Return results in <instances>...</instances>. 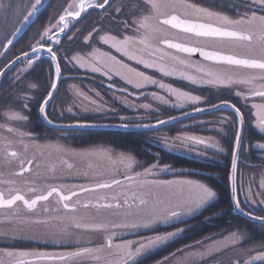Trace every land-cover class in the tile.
Returning a JSON list of instances; mask_svg holds the SVG:
<instances>
[{"label": "flooded vegetation", "instance_id": "1", "mask_svg": "<svg viewBox=\"0 0 264 264\" xmlns=\"http://www.w3.org/2000/svg\"><path fill=\"white\" fill-rule=\"evenodd\" d=\"M71 0H50L47 8L38 16L36 21L30 26H26L19 32H15V28L19 27L22 22L21 18L26 11H18L14 15L11 13L4 19H0V71H3L9 66L12 61L18 60L19 62L14 65L9 72H7L0 82V125H7L11 127L19 128L21 132L29 133L28 136H24L22 139L24 144L28 145L27 151H25L23 145L19 143L21 137L14 133H9L5 128H0V172L4 175L0 177H11L17 179H27L30 186H21L27 198L31 199L34 195L40 194L28 192V188L35 187L32 185L33 181H45L47 186H62V185H85L94 186L97 183L110 182L102 177L103 173L113 172V163L109 159L107 153H97L92 151L97 147L103 146H91L85 148L71 147L66 143V137L73 134L76 131H59L49 129L41 119L39 112L40 102L44 98L50 85L54 80L55 65L47 52L48 47H52L53 51L59 59L61 67V80L57 89V93L47 109L48 119L56 124H145L143 121L169 119L177 116V114H184L196 108H210L213 105H217L221 102H228L235 105L241 110V113L245 117V134H248L254 138V136L260 135L264 137L259 128L256 126L258 123V117L256 113L258 109L253 108V104L264 103L260 97L249 96L248 99H244L243 96H238L237 92H242L245 95L248 94L247 85L232 84L230 86H212L208 84L196 83L193 84L187 80L180 79L178 76H165L155 68H145L143 64L136 63L135 60H129L121 53L117 52L115 48H112L110 44L105 45L98 39L100 35L108 34L115 35L118 39H122L124 35H134V16L130 15V11H134L139 7L145 9V0H113L110 2L112 5L108 8V12L104 10L94 9L85 15L77 23H69V27L65 30V33L60 37V43L54 44L46 37L41 39V34L50 23L56 22L55 13L60 15L64 12L67 5ZM192 3L199 4L203 7H213L217 10L219 4L236 5L234 12L225 13L226 15L236 18L238 15L237 9L240 12L245 11L246 0H190ZM211 3V4H210ZM12 5V4H11ZM10 5V6H11ZM128 5L130 7H125ZM121 8L119 13L115 12V8ZM139 8V9H140ZM218 11V10H217ZM258 14H264L258 11ZM127 21L130 27L124 26V21ZM16 23V24H14ZM79 29V30H77ZM93 29H98V32H93L91 39L86 43L85 36ZM175 31V30H169ZM57 33L54 28L50 35ZM181 37L184 34H179ZM69 37H72L69 39ZM12 40V44H8V40ZM39 41L40 51L39 53L32 52V46ZM99 48L102 52H108L110 55L115 56L117 59L122 60L130 67L136 68L139 71L144 72L146 75L153 77L154 79L164 83L165 85H171L172 87L179 88L183 91L189 92L192 95L199 96L201 98L199 103H186L183 107L177 106L175 97L170 95L167 89H161L156 85H148L143 89H136L130 84H126L120 76L112 73L111 78L104 75L102 72H94L91 70L89 63L92 60L93 51ZM217 51L229 54L231 49L227 47L217 48ZM174 53V50H167ZM27 52L28 57H25L23 53ZM182 58L189 59L194 64H201L213 71L225 70L238 72L241 76L248 75L250 70L229 68L227 65L215 64L211 61H204L203 59L191 56L188 57L185 53H175ZM39 56L37 59L36 57ZM73 56L82 57L81 61L85 66H81L71 58ZM20 57V59H17ZM25 57L24 59H22ZM32 59V66L26 71L24 70L28 65L29 59ZM148 59V57H145ZM22 59V60H21ZM154 59V57L152 58ZM178 68L180 66H177ZM198 78L202 75L196 73L194 69L187 70ZM19 74L20 79H15ZM260 83V82H257ZM30 84H35L36 88H29ZM121 89H126L121 91ZM157 93L159 96L165 97L172 101L170 104H163L159 100L152 99L151 93ZM30 95L31 99L28 101V108H23V100L19 99L21 95ZM94 102V103H93ZM148 103L151 105V109H144L141 105ZM20 111L23 115L27 116L26 121H12L5 115L9 109ZM174 112H178L176 115ZM250 112V113H249ZM172 114V115H171ZM174 114V115H173ZM126 118V119H122ZM203 119L196 122H189L188 125H192V132H188L184 137H197L206 141L205 144H196L192 141L184 143L187 149L197 148L205 156H209L211 152H219L222 149L223 138H219L218 142L214 138L220 135H226L225 126L232 123L236 116L230 111H220L213 114L204 115ZM252 119V123L247 125V120ZM111 120L119 121L111 123ZM80 121V122H72ZM90 121V122H89ZM93 121V122H91ZM156 121V122H157ZM249 127V128H248ZM53 130L56 133L49 132ZM88 132V131H82ZM215 133V135H213ZM54 135V136H53ZM7 136L13 140L11 145L12 150L19 151L22 154V158H33L34 163L32 165L31 172L17 177L11 176L8 173L11 171H18L19 166L16 161H12L11 164H4V142L3 138ZM52 136V138H50ZM264 143L263 141H252L250 148L254 150L249 155V159L245 160L239 165V178H238V193L241 201V206L247 212H252L256 216H264V187H261V182L264 181V149L257 148L256 145ZM220 144V145H219ZM37 145L39 147H37ZM49 145H59L62 148L68 150V152H58ZM212 145H216L213 147ZM107 148V147H105ZM97 150V149H96ZM112 150V149H110ZM70 152H92L94 155L82 157L70 155ZM2 155V156H1ZM3 157V158H1ZM107 157V158H105ZM80 159V163L77 159ZM64 161L72 164V168H68ZM110 164L108 170L100 169L103 166L98 163ZM126 168V167H125ZM119 170V169H117ZM124 171V170H121ZM120 171V172H121ZM119 173V172H118ZM99 176H101L99 178ZM163 179L159 181V179ZM171 178L150 176L142 178L138 176L136 182L138 183V189L152 188L153 192L149 195L142 196L147 203L143 206L139 205V199L132 201L129 199V203L133 204V209L127 207L119 210L112 209H94V208H80L75 215L86 217L87 220L93 223L99 216L109 217L117 216L120 218H132L131 222H146L153 216H160L166 213L167 209L176 208L180 205L187 203L179 202L182 197L176 196V192L183 191L184 182L174 181ZM112 181V180H111ZM129 181V180H128ZM147 181L148 183H144ZM191 181V180H188ZM167 182V183H166ZM112 189H103L98 193L88 194L85 193L80 197H74L73 201L80 199L82 202L86 199H95L97 195L109 196L114 193ZM0 189L1 185H0ZM250 189V191H249ZM48 190L45 187L46 192ZM67 192L68 189H62ZM74 190H79L76 188ZM170 192V193H169ZM164 193V194H162ZM116 194V193H115ZM96 195V196H95ZM57 197L53 195L47 202H41L37 211L46 212L45 208H48L47 213L61 215L64 213L61 205L57 204ZM124 200V199H123ZM154 200V201H153ZM255 201V203H253ZM19 204V202H18ZM50 205L52 207H50ZM48 206V207H44ZM60 211L57 212L56 209ZM20 210L25 214L31 215L34 212H28L20 206ZM200 210V209H199ZM9 211V210H0ZM131 211L133 215L125 216L124 213ZM199 211H194L191 215H181L178 219H169L167 222L158 220L153 225L161 226H173L182 225L184 222L188 223L193 219ZM140 215L142 218L137 220ZM139 216V217H140ZM129 222V223H131ZM260 228H264L259 226ZM145 229V227H142ZM178 229H182V226L173 230L171 233H176ZM264 232L261 229H258ZM178 234H181L179 232ZM37 244V247H32L31 243L27 247H18L13 251L23 250L29 252H63L64 245L59 243H52L46 241H33ZM169 242V241H168ZM39 246V247H38ZM52 246V247H51ZM61 247V248H60ZM58 248V249H57ZM190 246H187L188 250ZM184 249V250H185ZM183 253V252H182ZM177 254V253H176ZM184 254V253H183ZM50 259H57L53 255H49ZM217 256V255H216ZM165 257L159 258L163 259ZM34 259V258H29ZM170 259V257L165 258ZM173 259V258H171ZM38 262H41L40 260Z\"/></svg>", "mask_w": 264, "mask_h": 264}, {"label": "snow or ice", "instance_id": "2", "mask_svg": "<svg viewBox=\"0 0 264 264\" xmlns=\"http://www.w3.org/2000/svg\"><path fill=\"white\" fill-rule=\"evenodd\" d=\"M110 0H71L67 5L64 12L59 16L55 23H50L41 34V39L47 38L49 41L59 44V33L65 32L69 27L71 17L73 20H79L82 13H87L88 9H101L105 13L108 12V8L111 7ZM40 7H43L42 0H34L29 6L26 14L21 18L22 22L19 27L15 28V32H19L25 27L26 24H30L33 21L31 17L35 16ZM125 7H130L125 5ZM5 8V3L0 0V9ZM121 8H115V12L119 13ZM264 0H246L245 11L240 12L237 9L238 15L236 18H232L226 15L222 11H217L213 7H203L199 4L192 3L190 0H145V9H136L130 11V15L134 16L133 19V31L134 35H124L122 39H118L115 35H100L98 39L103 44H110L112 48H115L117 52L127 57L129 60H135L138 64H143L145 68H155L165 76H178L180 79L187 80L193 84L202 83L212 86H230L232 84H243L248 87V94L245 95L242 92H237L238 96H243L244 99H248L249 96L260 97L264 100ZM125 27H130L128 22L124 21ZM57 30L55 36L50 35L53 29ZM79 30V29H77ZM169 30H175L169 31ZM93 32H98V29H93L85 36V42L87 43ZM184 34L182 37L179 34ZM72 37H69L71 39ZM8 44H12V40H8ZM227 47L231 49L229 54L217 51L215 49ZM174 50L173 52L167 50ZM33 53H39L40 46L39 41L32 46ZM47 52L55 63L54 80L50 85V89L47 95L42 98L40 102L39 112L41 116L51 124L52 121L48 120L46 107L49 102L53 100L54 93L57 92L58 82L61 80V67L56 52L52 47L47 48ZM175 53H185L188 57H191L195 53L203 58L204 61H211L219 65H227L229 68L250 70L248 75L241 76L238 72L217 70L213 71L201 64H194L189 59L182 58ZM24 56H28V53H23ZM92 55V60L89 66L94 72H102L104 75L111 78L112 73L120 76L126 84L132 85L136 89H143L148 85H156L161 89H167L170 95L175 97L177 106L183 107L186 103H199L201 98L199 96L192 95L189 92L183 91L179 88L172 87L171 85H165L153 77L146 75L144 72L137 70L125 64L122 60L117 59L115 56L110 55L108 52H102L99 48H96ZM145 57H148L146 59ZM154 57V59H152ZM37 59L39 56L36 57ZM20 59V57H17ZM81 66H85L81 61L82 57L73 56L71 58ZM14 64L15 61H12ZM32 66V59H29L28 65L24 69L25 71ZM177 66H180L179 68ZM10 67V66H9ZM194 69L196 73L202 74L199 78L187 71ZM4 71H0V77L4 76ZM15 79H20L19 74ZM260 82V83H257ZM29 88H36L35 84H30ZM126 89H121L125 91ZM152 99L159 100L163 104L172 103L171 100L159 96L157 93H151ZM23 100V108H28V101L31 99L30 95H21L18 97ZM94 103V102H93ZM227 104V102H224ZM231 107L238 117L235 122V139L232 156V183L233 191L236 190V173L237 164L239 161L240 149L244 146L242 136L244 134L245 117L241 113V110L235 105H228ZM144 109H151V105L145 103L141 105ZM213 107H218L213 105ZM253 108L258 109L256 116L258 117L257 127L264 133V103L253 104ZM201 108H196V111H202ZM9 120L12 121H26L27 116L23 115L20 111L9 109L5 113ZM122 119H126L123 118ZM175 118L170 120H159L158 125H165L170 123ZM81 127H94V125H83ZM121 127L127 129L128 124H122ZM137 128H151L152 125H134ZM0 128H5L7 132L14 133L21 137L19 143L23 145L25 151H27L28 145L24 144L23 137L28 136L29 133L21 132L19 128L11 127L7 125H0ZM165 146L169 149L182 146L188 141H192L196 144H205L206 141L197 137H175L174 141H169L167 138H161ZM175 141H179L180 144H176ZM4 142V164H11L12 161H16L19 166L18 171H11L8 174L11 176L21 177L26 172H31L32 165L34 163L33 158H22V154L19 151L12 150L11 145L13 140L7 136L3 138ZM215 147L216 145H212ZM37 147H39L37 145ZM48 147L55 148L58 152H68V150L62 148L59 145H49ZM257 148L264 149V143L256 145ZM223 151V149H220ZM73 156L87 157L94 155L92 152H70ZM121 164H124L126 168L131 169L135 160L131 156H125L121 154L119 157ZM67 167L70 169L72 164L64 161ZM156 167V165H153ZM144 174H151L150 169H145ZM4 173L0 172V176ZM140 173L135 175H128L126 178L129 181H136ZM15 183L11 179H0V184L9 185V187L0 189V210H9L5 212L4 220L0 223H11L15 220L17 223L23 224L24 218L19 217L20 206L28 212H36L37 207L41 202H47L50 197L55 195L58 199L57 204L61 205L64 210L63 215L56 217H50L48 219L36 218L30 222L36 224L47 225L51 220H57L60 222L61 227L56 232L48 233L52 243H59L61 245H80L81 234L83 232H105L109 233L107 239L103 244L95 247L77 246L72 251L60 254L55 257L61 261H71V264H137V258L145 254L150 248L155 247L158 244L168 241L173 236L182 232L183 229H178L176 233H168L165 235H157L149 238L147 241L133 242L124 241L123 243H114V233L110 232V228H139L150 227L153 222L163 220L167 222L169 219H178L181 215H191L194 211H197L211 202L217 195V193L209 186L186 181L189 185H194L196 195L193 199H190L187 203L180 205L176 208L166 210V214L160 216H153L146 222H121V223H90L87 222L85 217L75 215L80 208L88 209H116L119 210L123 207L133 209V204L129 203L130 198H138L139 205L143 206L147 203L142 196L133 192L131 197L127 191H119L116 194L109 196L98 195L95 199H86L83 202L80 199L73 201L74 197H80L85 193L94 194L103 189H112L117 185H122L123 181L120 179H114L110 182L97 183L94 186H46L48 190L34 195L31 199L27 198L24 191L20 188L11 187ZM144 183H148L145 181ZM167 183V182H166ZM79 190H74L76 188ZM128 187H133L129 184ZM261 187H264V181L261 182ZM62 189H68L67 192ZM250 191V189H249ZM28 192L36 193L35 187L28 188ZM124 198L123 204L120 203V198ZM19 202V204H18ZM255 203V201H253ZM264 203V201H261ZM235 208L241 213L248 215L252 220L257 221L261 227H264V216H256L252 212H245L241 207V201L235 200ZM45 211H49L45 208ZM60 211L59 208L56 209ZM125 216L133 215L131 211L124 213ZM23 231V229H20ZM6 234V233H4ZM245 238L244 233H232L229 237V242L233 245H239ZM264 248V245H261ZM254 251V250H250ZM204 255V253H199ZM34 259H29V258ZM50 258L48 253L44 252H29L23 250H0V264H35L36 260ZM259 261L260 264H264V251L258 255L251 256L250 259L245 261V264H255ZM236 264H240L239 261Z\"/></svg>", "mask_w": 264, "mask_h": 264}, {"label": "trees", "instance_id": "3", "mask_svg": "<svg viewBox=\"0 0 264 264\" xmlns=\"http://www.w3.org/2000/svg\"><path fill=\"white\" fill-rule=\"evenodd\" d=\"M218 6V11L229 14L234 12V9L236 8V5L233 4L225 6L219 4ZM177 113L178 112H174L175 115ZM201 119L203 118L200 117L194 120ZM156 121L157 120H151V122ZM115 122L117 123L119 121L111 120V123ZM149 122L150 121L147 120L141 123ZM189 122L190 121H187L160 131L149 133L76 131L66 137L65 140L67 145L71 147L85 148L91 146H104L110 148L115 152H120L133 157L135 162L141 165V170H158L160 171L159 177L164 178H194L205 183L217 193L216 197L188 223L184 222L182 225L162 226L156 231H153V233L167 234L181 226L183 229L178 238H174L164 244V246L156 252L151 253L142 264L154 263L155 261L160 260L159 258L174 255L187 248V246L191 247L205 239H217L224 235L244 230L250 233L252 231L255 232V229H261L264 231V228H260L258 225H254L240 217L234 216L232 213L228 178L231 168L236 120L233 119L232 123L225 126V136H219L220 138H223V151L211 152L209 153V156L203 155V153L197 148L187 149L184 144L169 149L161 140V138H167L169 141H174L175 137H184L186 133L192 132L193 129L188 125ZM49 132L51 135L52 132L56 133L53 130H49ZM50 138H52V136ZM255 140L264 142V137L257 135L253 138L248 134H245L244 136V142L247 141L249 145ZM175 143L180 144L179 141H175ZM244 147L245 146H243L242 149V157L246 155L243 158L248 160L249 155L253 153L254 150L249 148L248 151H246ZM153 165H156V167H153ZM117 168L119 170H117ZM113 169V171L120 172L127 168H125L124 165H113ZM135 172H137L136 169ZM256 239V236H254L250 242H258ZM0 247L1 249L11 250L18 248L9 244H0Z\"/></svg>", "mask_w": 264, "mask_h": 264}, {"label": "rangeland", "instance_id": "4", "mask_svg": "<svg viewBox=\"0 0 264 264\" xmlns=\"http://www.w3.org/2000/svg\"><path fill=\"white\" fill-rule=\"evenodd\" d=\"M3 2L5 3V8L0 9V19L1 20L4 19L5 15L7 17L11 13L10 9H12V8H13V10H12L11 15L18 13V11H20V10L21 11L27 10L28 6L32 2H34V0H3ZM140 10H142V9L140 8ZM59 16H60L59 13H55V17L57 20H58ZM14 24H16V23H14ZM252 122L253 121L251 118L248 119L247 125L251 124ZM219 138L220 137L216 135L214 140H216L218 142ZM244 144H245L244 149H246V151H248V149L250 148V145L248 144L247 141L244 142ZM92 151H97V153L104 152V154L107 153V155L109 156L108 158L111 159L113 165H115V166L124 165V164H121L119 161V157L123 153L115 152V151H112L109 148H105V147H97ZM246 154H247V152H246ZM125 156H127V155H125ZM245 156L246 155H244L243 157H245ZM1 158H3V157H1ZM105 158H107V157H105ZM77 161L80 163L79 158L77 159ZM98 164L99 165L102 164L103 166H99V167H101L100 169L105 170V171L111 167L110 164L106 165V163L104 164L102 162H99ZM140 167H141V165L139 163L135 162L134 165L131 167V169H129V171L124 170V171H121L119 173H118V171H113V172L110 171L109 174L104 172L102 177L104 179H107V181H111V180H114L116 178H119L123 174L140 173L141 174L140 176H142V178L155 176V174H153V171H151V174H144L145 170H143V169L141 170ZM135 169L137 170V172H135ZM156 174H157V172H156ZM100 177L101 176H99V178ZM0 179L14 180L15 183L13 185H11V187H15V188H20L21 186H30V183H28L29 180L27 181V179H17V178H11V177H6V176L0 177ZM162 180L163 179H161V178L159 179V181H162ZM173 180L174 181L179 180L180 182L188 181V180H180V178L179 179H173ZM191 181L201 183V182L196 181V180H191ZM134 182H136V181H125V182H123L122 185H117L116 187H119V188L114 190L113 194H115L119 191H127L129 196L131 197V194L133 192L138 193L139 196H145V195H149L151 192L155 191L152 188H149V189L139 188L138 189V183H134ZM170 182L172 183L171 179H170ZM129 184H132L133 187H128ZM0 185H1L2 189L9 187V185H4V184H0ZM32 185L38 186L37 191L39 193H41L43 190H45V187L47 186L45 184V181L43 182V181H39V180L33 181ZM86 185L87 184H85L84 186H86ZM71 186H73V185H69V188ZM75 186H80V185H75ZM196 191L197 190L195 189L194 185L187 184V185H184L183 191H180V192L178 191L175 194L178 197H182L179 200V202H185V201H189L190 199H193L196 195ZM162 194H164V193H162ZM123 199H124L123 197L120 198L121 204H123V202H124ZM131 200L137 201V198H131ZM206 206H204L203 208H201L200 210H197V211L201 212ZM44 207H48V206H44ZM50 207H52V206L50 205ZM125 207H123V208H125ZM112 210H116V209H112ZM5 212H7V211H0V221L4 220ZM63 214H65V213H62L61 215H63ZM164 214H166V213H164ZM18 216L24 218V220L28 221V222L20 224V223H17L15 220H12L11 223H8V222L0 223V243L12 244V243L20 242V241L21 242L25 241L28 243L29 242L34 243L33 241H37V242H41V241L48 242L49 241V242H51V239L48 236V233L56 232L61 227L60 222L57 220H51V222L47 225L36 224V223L30 222L31 220L36 219V218L48 219L50 217L59 216L57 213L50 214L47 212H42L39 209V211H36L33 214L28 215V214H25L24 212H22L20 210V212L18 213ZM136 216H138L137 220H140L142 218L140 215H136ZM129 219L131 221H135V220H132V218H128V217L120 218L117 216H109V217L99 216L95 219V221H93V223H105V224H112V223L118 224L121 222H128L129 223L131 221H126ZM86 220H87V218H86ZM87 222H90V221L87 220ZM90 223H92V222H90ZM140 223H142V222H140ZM153 223H155V222H153ZM152 224L150 227H147L145 229L142 227L135 228V229H132V228H110V232L115 234L113 236V242L114 243H117V242L123 243L124 241H133V242L138 243V242H142V241H147L149 238L155 237L157 235H165V234H161V233H153V231L155 230V226L154 225L152 226ZM20 229H23V231H20ZM254 231L255 232H253V231L251 232L254 235H252L250 232L245 231V230L239 231V232H234V233H244L245 234V238L243 239L242 243L239 245H233L229 242V237H231V234H232L231 233V234L224 235V236L217 238V239H210V240L205 239L202 242L191 246L188 250H186L187 249L186 248L183 251L184 254L180 253V254L168 255V256H165V258L170 257V259L163 258V259L157 260L151 264H236L237 261H239L240 264H244L246 260L251 258V256L258 255L260 252L264 251V248L261 247V245H264V235H263L264 233H262L258 229H255ZM4 233H6V234H4ZM144 233H146V235H140V234H144ZM108 235H109V233H105V232H101V231L83 232L81 234V244L80 245L64 244L63 247L67 246V251L56 252V253L48 252V254L53 255V256H59L60 254L72 251L74 249V247H77V246L95 247V246H98L100 244H103L105 242V240L107 239ZM179 236H180V234H177V235L173 236L171 239H169L168 241H171L174 238H178ZM254 236H256V238H257L256 241H258V242L252 243L250 241H252V238ZM127 237H130V238H127ZM168 241L163 242L161 244L156 245L155 247L150 248L145 254H143L141 257L137 258V264H142V262L151 253H154L158 249L162 248L164 246V244H166ZM68 246L71 249L68 248ZM250 250H254V251H250ZM199 253H204V255L201 256V255H199ZM171 258H173V259H171ZM38 261L39 260H36L35 264H71V261H61L59 259H50V260L49 259L48 260L40 259L41 262H38Z\"/></svg>", "mask_w": 264, "mask_h": 264}, {"label": "water", "instance_id": "5", "mask_svg": "<svg viewBox=\"0 0 264 264\" xmlns=\"http://www.w3.org/2000/svg\"><path fill=\"white\" fill-rule=\"evenodd\" d=\"M113 0H110V2H112ZM50 0H42V4H43V7H40V10L39 12L30 18V20H32L33 22L30 23V24H26L25 26H30L31 24H33L37 17L47 8L48 4H49ZM94 9H88V12L87 13H82L81 14V18L79 20H73L71 17L68 18V20L70 21V23H77L79 22L85 15H87L90 11H92ZM65 32L63 33H59V38L63 36ZM57 34V33H56ZM56 34H54L53 36H55ZM54 44L52 42V46L54 47ZM192 56L194 57H197V58H200V59H203L199 53H195L193 54ZM25 57H28V56H25ZM25 57H23L22 59H24ZM21 59V60H22ZM53 61V60H52ZM19 61L18 60H15V63H11L9 66H7L3 71L4 73L6 74L7 72H9V70L18 63ZM54 65L56 63V61H53ZM4 74V75H5ZM4 76L0 77V82L1 80L3 79ZM59 83L60 81L58 82V86H59ZM58 86H57V89H58ZM57 93V92H56ZM56 93H54L53 95V99L56 95ZM53 100H51L49 102V105L51 104ZM49 105L46 107V111L49 107ZM228 105H231L229 103L225 104V103H220L218 104L217 106L218 107H211V108H204L202 111H191V112H188V113H185V114H181V115H178L176 117H174L175 119L172 120L170 123L168 124H165V125H158L157 122L156 123H151V124H148V125H152L153 127L151 128H137V127H134L133 124H128L129 127L127 129L121 127L122 124H84V123H75V124H69V125H63V124H56V123H47V121L41 116V119L42 121L44 122V124L49 128V129H53V130H59V131H93V132H121V133H139V132H153V131H157V130H160L162 128H166V127H169V126H173V125H176L178 123H181V122H184L186 120H189V119H192V118H195V117H199V116H202V115H205V114H211V113H215V112H220V111H230V112H233L236 116V113L235 111L229 107ZM237 117V116H236ZM238 119V117H237ZM49 120V119H48ZM170 119H167L166 121H168ZM83 125H94V127H81ZM139 125H143V124H139ZM244 130H245V125H244ZM243 137H244V134L242 136V141H243ZM242 149V148H241ZM241 149H240V152H239V161H238V164H237V173H236V190L235 192L233 191V183H232V162H231V169H230V175H229V185H230V193H231V204H232V208H233V215L235 216H238V217H241L247 221H249L250 223H253V224H259L257 221H254L252 220L248 215H245L243 213H241L239 210H237L235 208V200L238 199V193H237V179H238V167H239V163L241 162V158H240V154H241ZM232 156H233V153H232ZM27 174V172L25 173ZM24 174V175H25ZM122 181H124L125 179H120ZM246 212V211H245ZM260 225V224H259ZM245 264V263H244ZM255 264H260L259 261H256Z\"/></svg>", "mask_w": 264, "mask_h": 264}]
</instances>
